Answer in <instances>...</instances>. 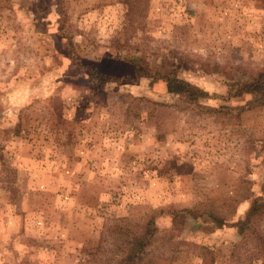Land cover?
<instances>
[{
    "label": "rangeland",
    "instance_id": "1",
    "mask_svg": "<svg viewBox=\"0 0 264 264\" xmlns=\"http://www.w3.org/2000/svg\"><path fill=\"white\" fill-rule=\"evenodd\" d=\"M133 58L176 69L206 105H242L264 71V0H0V264H105L107 219L163 230L195 205L226 224L187 220L154 264H264L251 239L231 256L233 223L264 203V105L197 113Z\"/></svg>",
    "mask_w": 264,
    "mask_h": 264
},
{
    "label": "trees",
    "instance_id": "2",
    "mask_svg": "<svg viewBox=\"0 0 264 264\" xmlns=\"http://www.w3.org/2000/svg\"><path fill=\"white\" fill-rule=\"evenodd\" d=\"M65 22L58 23V31L65 38L67 47L72 54L74 32L70 30V24L65 30ZM78 58V56H76ZM132 69L139 76L147 77L152 81H161L164 84L166 93L177 96L185 108H191L197 113L208 115L226 114L239 118L245 111L254 107L264 105V71L259 72L249 85L241 86L236 93L237 96L251 95L242 105H220L211 106L201 102V99L212 96L207 90L187 81L177 74L176 69L164 65H157L153 68L143 67L138 58H133ZM90 72L86 78L89 86H94L99 91H107L106 85L112 79L111 75L101 72L96 66H90ZM170 227L161 230L156 224L154 214L149 215L142 222L118 221L112 218L107 219L103 225L102 233L108 237L110 247L107 250L109 257L105 264H154L155 257L162 255L165 250L177 252L174 246L176 235L182 229L183 224L190 220L195 226L198 221L209 222L215 228H222L226 219L212 211L203 208L201 205L182 209H170ZM264 212V203L255 199L250 205L246 216L235 223L238 228L240 239L232 243V254L235 249L246 240L254 241L255 247L264 259V233L257 228V221ZM201 249H209L207 245H194ZM243 258L244 264H253L252 257L246 254ZM212 261L214 259L212 258ZM215 264V262L213 263Z\"/></svg>",
    "mask_w": 264,
    "mask_h": 264
}]
</instances>
